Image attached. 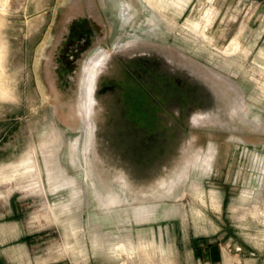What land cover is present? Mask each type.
<instances>
[{"label":"rangeland","instance_id":"1","mask_svg":"<svg viewBox=\"0 0 264 264\" xmlns=\"http://www.w3.org/2000/svg\"><path fill=\"white\" fill-rule=\"evenodd\" d=\"M78 1L0 0V264H264V0H124L126 19L119 0H89L110 37L57 90L50 47ZM109 53L207 100L152 167L99 146L94 83ZM128 233L156 236L150 259L94 253L93 240Z\"/></svg>","mask_w":264,"mask_h":264},{"label":"flooded vegetation","instance_id":"2","mask_svg":"<svg viewBox=\"0 0 264 264\" xmlns=\"http://www.w3.org/2000/svg\"><path fill=\"white\" fill-rule=\"evenodd\" d=\"M76 8L71 9L73 15L60 25V32L50 47L53 52L49 57L53 66L51 78L57 90L60 86L71 87L83 57L98 46L105 47L104 40L110 37L106 15L100 17L104 11L89 0L78 1ZM94 84V110L104 116V123L109 127L107 138L99 146L118 152L120 160L132 169L152 167L161 156L174 154L175 138L181 133L177 127H182L185 134L191 133L188 122L194 113L193 101H207L195 97L197 86L160 80L150 71H143L142 65L132 66L118 54H108ZM87 96L85 108L89 112ZM94 126L93 138L100 144L96 133L101 124L97 122ZM216 149L214 165L217 167L223 155Z\"/></svg>","mask_w":264,"mask_h":264},{"label":"bare ground","instance_id":"3","mask_svg":"<svg viewBox=\"0 0 264 264\" xmlns=\"http://www.w3.org/2000/svg\"><path fill=\"white\" fill-rule=\"evenodd\" d=\"M110 1V0H109ZM118 1V0H117ZM143 3H145L147 6H149L151 9H158V3H161L162 1H166L168 4L172 3L175 4L174 0H141ZM179 1V0H178ZM112 2H114L112 0ZM111 3V1H110ZM118 3L122 4V12L121 15L126 19L128 18L127 16L129 15V12L127 11L130 6L126 4V2L123 0H119ZM6 4V3H5ZM112 4V3H111ZM114 6V5H113ZM116 6V5H115ZM164 6V5H163ZM165 7V6H164ZM116 8V7H115ZM184 8V7H182ZM0 9L2 11H6L5 5L3 4L2 6L0 5ZM131 18V17H130ZM129 18V19H130ZM122 20V19H121ZM173 23V22H172ZM232 50V49H231ZM101 57V56H100ZM99 62V61H98ZM1 83V82H0ZM3 91V90H2ZM2 96V95H1ZM5 97V96H4ZM88 97V96H87ZM88 100V98H87ZM89 105V104H88ZM88 112V111H87ZM203 160V159H202ZM205 160H203L204 162ZM207 161V160H206ZM209 161V160H208ZM198 163V162H197ZM207 163V162H206ZM205 163V164H206ZM208 164V163H207ZM203 165V164H202ZM207 167V166H206ZM208 168L211 169L210 163L208 164ZM207 169V168H206ZM209 170V169H208ZM197 186V185H196ZM199 188V187H198ZM214 193V192H213ZM212 193V194H213ZM201 194V193H200ZM203 194V193H202ZM216 194V193H215ZM212 198V197H211ZM213 203L216 206V197L214 196L213 198ZM147 235V234H146ZM149 237V238H148ZM145 237L141 233L138 234V238L136 239L135 235L133 233H128L125 236L119 237V241L114 244L113 246H110L111 248L107 247L102 243L103 240H100L99 238L93 240V251L95 254H104V255H111V254H116V256L119 259H131L133 260L134 257L138 258V260H148L152 257V250L151 247L153 246V242L156 241V236L154 235L153 237ZM110 239V238H109ZM148 239V241H146ZM112 240V239H111ZM156 243V242H155ZM106 244V243H105ZM111 245V244H110ZM153 248V247H152ZM85 255L88 256V253L85 252ZM154 256V255H153ZM141 262V261H139ZM144 262V261H143ZM149 264V263H148Z\"/></svg>","mask_w":264,"mask_h":264},{"label":"crops","instance_id":"4","mask_svg":"<svg viewBox=\"0 0 264 264\" xmlns=\"http://www.w3.org/2000/svg\"><path fill=\"white\" fill-rule=\"evenodd\" d=\"M9 226L13 227V231H11L8 227V235L7 238L8 239H13V240H17L20 236H21V227L17 222H9L8 224Z\"/></svg>","mask_w":264,"mask_h":264},{"label":"built area","instance_id":"5","mask_svg":"<svg viewBox=\"0 0 264 264\" xmlns=\"http://www.w3.org/2000/svg\"><path fill=\"white\" fill-rule=\"evenodd\" d=\"M232 264H243L240 260L233 261Z\"/></svg>","mask_w":264,"mask_h":264}]
</instances>
